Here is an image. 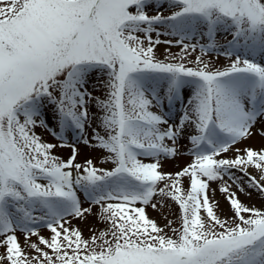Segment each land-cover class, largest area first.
Segmentation results:
<instances>
[{
    "label": "snow or ice",
    "instance_id": "obj_1",
    "mask_svg": "<svg viewBox=\"0 0 264 264\" xmlns=\"http://www.w3.org/2000/svg\"><path fill=\"white\" fill-rule=\"evenodd\" d=\"M218 33L231 39L221 45ZM162 43L180 52L161 59ZM212 53L228 66L212 70L203 58ZM93 77L103 99L89 91ZM177 103L183 111L172 125L163 109ZM258 123L264 137V0H0V264H264V211L224 182L234 218L222 220L208 195L209 182L226 176L241 192L247 177L264 195V149L236 147ZM38 127L59 144L44 142ZM187 127L193 161L161 172ZM77 144L104 151L112 167L77 163ZM57 147L71 155L60 159ZM230 151L234 158H222ZM80 193L108 224L87 240L68 226L93 214ZM157 196L179 207L178 228L148 217L146 208L163 207Z\"/></svg>",
    "mask_w": 264,
    "mask_h": 264
},
{
    "label": "rangeland",
    "instance_id": "obj_2",
    "mask_svg": "<svg viewBox=\"0 0 264 264\" xmlns=\"http://www.w3.org/2000/svg\"><path fill=\"white\" fill-rule=\"evenodd\" d=\"M148 14L149 15H155L156 14V8L155 7H149L147 9ZM161 12H163L165 15L168 14V12L164 9L161 8L160 9ZM153 39H155V34H153ZM160 39L162 41L165 40H173L175 41V38L171 37V36H165L162 35L160 37ZM231 36H226L225 33H218L216 36V40L219 44L223 45L227 43V40H230ZM170 48V52H166V49ZM180 52V47L175 46V43H173V45H167V44H161L159 46H157L156 48V55L163 59L165 55H171V54H176ZM216 56L214 61H210V66L212 68V70H216V69H223L225 67L228 66V64L230 63V60L226 57H224L223 55H219V57L217 58V53H212ZM201 53L199 52V50L197 49L196 52H192L191 55L189 56V60L194 59L196 56H200ZM211 55V54H210ZM257 61L260 60V57L257 56L256 57ZM189 67H195L196 65L194 64H188ZM89 91H91L93 93V96H97L100 97L101 99L104 98V89L102 87V85L96 81L95 77L92 78V80L90 81L89 85H88ZM96 88H100V91H95L94 89ZM190 90H185V103L187 101V97H188V92ZM91 112L99 115L100 113H98L97 109L95 107H91ZM163 111L168 113V117H169V123L172 125H176L179 122V118L182 114L183 108L181 107V105L179 103L175 104L174 107H172L171 109H169L167 107V105L165 104V107L163 109ZM51 113L49 112V117H50ZM49 123L51 124V120H49ZM96 127V121L93 120L92 121V127H88L86 128V135L88 137H91L92 135V128ZM167 125H163L162 128H166ZM261 124L258 123L256 125V127L253 129L254 133H257L255 135H253L252 137H250L249 139H247L246 141H244L241 144L236 145L237 148H244V147H248V148H252L254 150H261L264 149V137L260 136L258 134V130L260 129ZM41 130H43L47 135H49L50 138L53 139V141H56L57 144H59V141H57L49 132L45 131L44 129L40 128ZM36 133L38 135H40L39 132H37V130L35 129ZM100 134L103 135V130L100 129ZM193 129L191 127H187L186 132L184 133V135H182L176 144V147L178 149V155L175 158H170V159H166L168 161H171L172 164L171 166L166 170V171H162L163 173H172L175 174L179 171H181L184 167H186L188 164H190L194 157L189 154L190 149H191V144L189 142V140L187 139L188 134L192 133ZM75 141L72 140L71 138V134H69V143H74ZM167 144H169V146H172L170 141H165ZM94 143V141H93ZM77 147L80 149V151H82V149L84 150L83 152L79 153L81 156H77V163H84L86 159H91L93 161V163L97 166V167H105V168H110L112 167V165L110 163H104L103 161H105L106 156L108 155L107 153H105L102 150L96 149V148H92V147H86L83 144H77ZM68 149V148H66ZM237 153L235 151H230L229 153L224 154V156L222 158H234L235 155ZM53 155L59 157L62 160H66L67 157L65 155H63V153L61 152V149L59 150H54L53 149ZM180 158H186L184 161L180 160ZM144 159V158H142ZM165 159L162 158V162H164ZM144 162L148 163V162H152L151 160L148 159H144ZM248 171L253 175L256 176L257 178L259 177V173L257 172L256 169L254 168H249ZM233 172H235V175L237 177H241L242 173L236 172L235 170H233ZM247 177H243V179L239 180V184L241 186H243L244 191L241 192L239 191V188L237 186V184L232 183L231 180L228 179V177L226 176L224 178V181H215V182H209L210 183V187L208 190V195L210 198L211 202H218L217 206H216V213L217 215L220 217V219L222 220H228L230 222L233 221L234 218V213L231 210V207L228 203V201L225 199V194L221 193L219 191L220 186L224 183L227 182L228 184L232 185L231 190L233 192L236 193L237 197L239 198V200L247 207H255L257 209H260L262 211H264V195H261L256 189L254 188H249L248 184H247ZM182 185L184 187L185 190H188L189 188V180L187 177H184L182 179ZM160 187H163V183H161ZM250 193V194H249ZM81 196V200H82V206L85 208L91 207L92 208V213L91 215H87V218L84 220H79V219H73V218H69L71 219V224L68 225L71 228H79L83 234V238L84 239H90V237L94 234L99 233L100 230H104L107 229L108 224L107 223H100L97 220V216L96 213L98 212V207H94L91 206L85 199L83 196V193H80ZM156 201H160L163 204V207L161 208L160 205L158 204V207L156 210H153L151 207L146 208V213L148 215V217L154 221H156V223L158 224V226L160 227H164L168 221H172V227L174 228H178L180 226V220H179V216H180V210L179 207L172 202L170 199L167 198H162V197H154V202ZM202 216H204L205 220H207L206 215L202 212L201 213ZM166 231L169 232V234L171 235V231L169 229H165ZM39 234L40 236H43L45 238H50L51 233L49 232V230H47L46 228L43 227H39L38 228ZM18 238H19V242L21 244V246L25 249L26 253L31 257V256H35L36 253L34 251H32L26 244H25V239H24V234L22 233H17ZM30 242H36L38 243V239L37 237L33 236L30 239ZM41 248L44 249V251H48L49 254L50 250L47 248H44L43 245H40ZM0 254H4V249L0 248ZM5 264H7V262L5 261Z\"/></svg>",
    "mask_w": 264,
    "mask_h": 264
},
{
    "label": "bare ground",
    "instance_id": "obj_3",
    "mask_svg": "<svg viewBox=\"0 0 264 264\" xmlns=\"http://www.w3.org/2000/svg\"><path fill=\"white\" fill-rule=\"evenodd\" d=\"M206 61H214L216 56L214 54H211V55H208V56H204L203 57ZM37 132L40 133V136L42 137L43 141L44 142H47V143H52V144H57L56 141H53L52 138L49 137V135H47L43 130H41L39 127L36 128ZM61 149V152L63 153V155H65L67 158L71 155V148H60V147H57L55 148L54 150H59ZM81 149V148H80ZM79 149V153L83 152L84 150L82 149V151H80ZM83 154V153H82ZM81 154V155H82ZM79 154V156H81ZM78 156V158H79ZM186 158H180V160L184 161ZM172 162L171 161H168V160H165L164 162H162V167L160 170L162 171H166L170 166H171Z\"/></svg>",
    "mask_w": 264,
    "mask_h": 264
}]
</instances>
